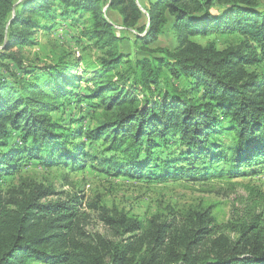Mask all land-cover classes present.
Masks as SVG:
<instances>
[{
  "label": "trees",
  "instance_id": "trees-1",
  "mask_svg": "<svg viewBox=\"0 0 264 264\" xmlns=\"http://www.w3.org/2000/svg\"><path fill=\"white\" fill-rule=\"evenodd\" d=\"M57 4L88 17L87 36L107 58L90 79L89 95H76L82 79L70 64L46 67V79L34 73L21 89L0 86V180L17 173L23 156L48 167L79 169L97 161L85 142H76L84 137L117 154L106 161L117 176L147 182L227 180L264 166V6L258 0H150L145 11L138 0H0L1 54L33 45L37 19L45 23ZM106 10L121 16V37ZM171 32L174 49L151 48ZM216 33L240 41L220 50L193 39ZM126 34L145 54L128 63L129 86L115 73ZM70 98L74 111L85 100L98 101L93 128H85V117L53 118L66 114ZM11 128L21 131L14 145ZM173 146L184 150L161 160L158 149ZM221 164L227 167L218 169ZM246 189L241 207L220 223L212 207L169 206L133 218L100 196L47 201L65 193L25 179L0 187V264H264V191ZM92 213L112 237L87 232Z\"/></svg>",
  "mask_w": 264,
  "mask_h": 264
},
{
  "label": "rangeland",
  "instance_id": "rangeland-1",
  "mask_svg": "<svg viewBox=\"0 0 264 264\" xmlns=\"http://www.w3.org/2000/svg\"><path fill=\"white\" fill-rule=\"evenodd\" d=\"M258 1L260 5L264 6V0ZM138 2L144 11L149 9L150 0H138ZM106 12L116 28L117 35L121 37L124 30L121 16L115 11L106 10ZM37 20L39 25L35 28V43L33 45H18L4 51V54H1L4 45H0V86L6 84L13 89H21L27 81L33 79L34 73L46 79L47 77L44 76L46 67L70 64V66H78L77 74L82 79L76 85V95H89L94 86L90 79L102 68L103 59L107 58V54H105L106 50H103L100 45L87 36L88 17L68 14L63 6L57 4L45 23H41L42 18ZM144 23H148V15L145 16L142 24ZM126 37L123 60L115 73L117 81L129 86L132 76L129 75L128 63L145 54L140 49L141 43L136 41L133 34H126ZM193 39L202 45L213 42L220 50L238 45L240 41L236 35H220L218 33L209 36H195ZM176 44V35L171 32L151 48L174 49ZM178 85L182 87V84L178 83ZM70 99H73L70 103L73 105L68 108L66 114L61 110L52 114L53 118L55 120L63 118L69 122L73 117H85L86 120L83 122L85 128H93L95 126L93 115L98 110L96 108L98 101L85 100L79 103L77 110L74 111L75 105L77 106L74 104L76 100L75 98ZM62 101L66 100L62 99ZM80 112H82L81 116H79ZM80 126L75 125L71 128L77 129ZM67 127H70V124H67ZM9 132L11 133L9 140L11 145L19 143L21 131L11 128ZM225 140L227 141L228 138ZM76 142H85V151L96 155L98 160L87 161L84 167L78 169L64 164L48 167L23 156L21 161L16 162L19 167L17 173L3 177L0 180V187L10 189L20 185L22 180H33L45 187L53 186L58 192L65 193L63 196L51 197L47 201L55 202L60 197L66 199L67 195L71 198L86 196L88 201H92L100 196L105 205L116 207L133 218H145L159 212L164 213L169 206L181 210L193 207H212L213 213L220 223H226L231 218L234 209L241 207V200L248 194L247 187H256L264 191V166L254 167L253 172H245L246 174L240 177L227 180L202 182L171 179L147 182L126 175L117 176L116 171L109 170L106 161L117 157V154L107 151V146L102 141L84 137ZM158 150L162 153L161 160H163L168 157L169 153L177 151L182 153L184 149L173 146L171 151H165L162 147ZM226 167L221 164L218 169ZM243 171L249 170L245 168ZM86 230L92 236L101 234L112 237L113 234L100 221L97 214L93 213ZM35 264L46 263L37 262Z\"/></svg>",
  "mask_w": 264,
  "mask_h": 264
}]
</instances>
